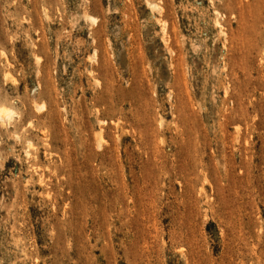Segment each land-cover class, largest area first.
<instances>
[{"label":"rangeland","instance_id":"374dc122","mask_svg":"<svg viewBox=\"0 0 264 264\" xmlns=\"http://www.w3.org/2000/svg\"><path fill=\"white\" fill-rule=\"evenodd\" d=\"M3 108L0 264H264V0H0Z\"/></svg>","mask_w":264,"mask_h":264},{"label":"bare ground","instance_id":"6f19581e","mask_svg":"<svg viewBox=\"0 0 264 264\" xmlns=\"http://www.w3.org/2000/svg\"><path fill=\"white\" fill-rule=\"evenodd\" d=\"M155 7H156V6H154V8H155ZM0 114L3 115V116H4V115H5V116H6V115H7V116H10V112H9L7 109H4V108H3V109H0ZM15 114H17V113H15ZM12 118H13V117H12ZM4 120H5V119H4ZM4 123H5V121H4Z\"/></svg>","mask_w":264,"mask_h":264}]
</instances>
